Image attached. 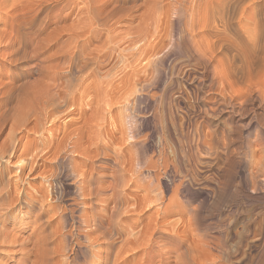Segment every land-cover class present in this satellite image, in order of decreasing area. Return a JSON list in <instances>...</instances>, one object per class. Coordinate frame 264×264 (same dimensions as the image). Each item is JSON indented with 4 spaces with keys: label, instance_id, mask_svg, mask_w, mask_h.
Here are the masks:
<instances>
[{
    "label": "rangeland",
    "instance_id": "374dc122",
    "mask_svg": "<svg viewBox=\"0 0 264 264\" xmlns=\"http://www.w3.org/2000/svg\"><path fill=\"white\" fill-rule=\"evenodd\" d=\"M210 2L43 0L36 3L33 9L24 11H13L9 5L0 8L1 23L3 19L11 18L8 15H17L12 25L14 29L11 31L9 28L11 33L8 32L9 36L0 43V264H81V261L83 264H264V180L263 176L257 182L260 184L249 180L251 177L248 175H252L254 169L249 164V157L244 155L247 147L253 143L255 146L258 139L254 134L258 126L252 117V106L247 105L250 110L242 114L237 108L239 103L235 102L238 110L233 113L230 112L231 107L225 105L221 116L213 114L210 107L214 102L224 103L226 92L218 85L211 89L212 66L196 56L193 48L191 35L198 33V28L200 31L203 28L200 27L203 26L200 19L203 21L207 13L209 17L212 14ZM252 8L253 16L264 15V9L258 11L255 5ZM194 10H199L201 18ZM192 15L194 19H191ZM198 18L199 27H191L192 21H198ZM1 23L0 29H8ZM189 29L193 33L189 34ZM70 54L75 59L74 68L77 71L74 87L70 82V67L64 62ZM45 71L48 76L54 72L52 78L55 76V84L59 85L57 88L66 93L60 92L61 97L55 102L59 105L50 104L48 109L40 108V112L35 97L46 94L50 86L54 87V79L45 77ZM136 74L145 81L137 83ZM67 88H75V93ZM100 90L112 92L115 97L112 104L111 100L96 104ZM88 103H92L93 108ZM257 103L255 107L259 105ZM255 107L258 112L262 111ZM121 113H129L133 117L123 121ZM90 115L92 124L100 123L105 129L101 140L111 141L106 133L113 130L119 137L121 144L114 147L110 143L113 146L111 149H127L131 142L128 136L136 134L142 157L158 153L163 142L171 160L176 159V154L183 150L184 145L188 146V142L184 144L173 131L177 129L189 136L190 125L201 127L204 119L212 127L219 128L218 149L211 155L198 153L200 158L194 165L195 170H189L188 175L181 174L184 177L175 179L176 184L181 183L180 179L186 181L177 191L176 198L180 200L177 210L158 217L160 222L155 234L141 233L142 225H129H133V220L140 216L138 212H129L131 208L133 210V197L146 193L134 184L137 179L131 173L127 175L128 183L118 188L122 196L119 209L124 218L109 225L115 206L109 201L113 191H108V188L112 189L109 184L113 181L110 174L112 163L117 158L115 153L106 150L107 154L112 152L108 155L110 160L95 159L96 169H92L84 155L71 152L72 147L66 146L72 144V129L77 123L81 127L80 132H83L80 146L95 147V141L90 145L87 137L91 132L89 129L88 134L86 130L90 128L91 123H87ZM35 124L41 125L36 132L31 129ZM233 127L234 144L228 146L229 140L223 141L221 132ZM154 128L158 131L152 133ZM169 128L173 136L168 133ZM206 130L203 127V133ZM52 133L58 136L55 140L63 139L61 148L67 147L61 149L64 152L60 150L63 153H57L61 158L59 162L50 153V157L44 156L39 150L43 146L42 140L47 141L49 136L51 139ZM176 138L181 141L177 147ZM196 142L197 139L192 143L195 151ZM34 144L39 146L38 150L27 151ZM207 144L214 148L212 140H208ZM262 150L264 152V148ZM263 152L259 155L262 156ZM68 157H73L72 162L78 166L79 172L89 173L92 184H86L88 197L82 196L78 187L80 177L72 174ZM67 158L69 161H65ZM185 163H188L187 159ZM36 164H40V170H31ZM24 166L25 170H21ZM100 166L106 169L100 170ZM95 177L101 181L98 183ZM97 187L102 191L91 193ZM39 189L48 198L44 200ZM173 194L172 190L165 192V200L168 202ZM71 208H74L73 215L76 214L74 222L70 218L72 212L67 211ZM41 209L44 210L42 217H37ZM154 210L155 207L151 212ZM99 217L103 225L100 229L94 224ZM64 221L67 227L61 228ZM143 221L146 224L149 220L145 218ZM87 233L90 234L85 237ZM130 239L134 241L132 244H128Z\"/></svg>",
    "mask_w": 264,
    "mask_h": 264
},
{
    "label": "bare ground",
    "instance_id": "6f19581e",
    "mask_svg": "<svg viewBox=\"0 0 264 264\" xmlns=\"http://www.w3.org/2000/svg\"><path fill=\"white\" fill-rule=\"evenodd\" d=\"M41 1H43V0H18V1L17 0H15V1L14 0H0V8H2L3 6L9 5L12 8V9L11 8L10 9L13 10V11H19V10H23L24 11V9H27V8L28 9H33V6L36 3L41 2ZM210 1H211L210 4H212V7H211L212 10L210 8L209 9L211 10V13L212 14H210V17H209V16H207L208 15V13H207V15H206L207 18L205 20L203 19V21L200 19V22H203V26H200V27L201 28L203 27V28L201 29V31H200V28H198L199 29L198 33L196 32L195 35H191V38L193 40V45H194L193 48H194L195 54H197L196 56H198L202 60L208 61L206 63H208V64L210 63L211 66H212V73H213V75H212V78H211V81H212V85H211L212 88L211 89H213L214 86H217L218 85V86L221 87V89L224 92H226L225 93V97H224L225 98L224 99V103L219 104L218 102H214L213 103V106L210 107V111L213 112V114H216V116H219V115L221 116L223 114V107L225 105H228L229 107H231V110H230L231 113H233L234 111H236L235 109L238 108L239 111L242 114H246V112H248V110H250V109H247V108H249V107H247V105H251L252 106V111H253L252 112L253 113V116L252 117L255 120L254 123H256V126H258L257 127V130L254 133L256 136L255 135L254 136L257 137L258 139H257V142L255 141L256 142L255 143L256 144L255 146L253 145L254 144L253 143V144H250L247 147V151H246V153L244 155H246L247 157H249V162H250L249 164H252L253 169H254L253 172L250 170L251 173H252V175H248L249 177H251V179H249V180H251L253 183H257L259 181V177L260 176H263V179L262 180H264V156H263L264 155V152L262 150V148H264V15H262L263 13L262 14L259 13L260 16H257V15L253 16L254 15V12H252V10H254V8H252V6L255 5L256 8L258 9V11H261L262 9H264V4H262L264 2V0H217V1L216 0H210ZM210 10H209V12H210ZM189 14H191V13H189ZM198 14H199V12L197 13V17H199ZM255 14H257V13H255ZM193 15L191 16V19L193 18ZM8 16H10L11 18L3 19V22L2 23L0 22L1 24L5 25V26H8V29H6V30L0 29V43H3L5 41V38H7L9 36L8 35V32H10L9 28L11 29V31L14 29L12 25H13L14 22H16L15 19H16L17 15H14V13H13V14L8 15ZM202 17H203V15H202ZM199 18H201V17H199ZM199 18H198V21H196L197 19H195V20L192 21V24H190L191 27H196V26H198L200 24ZM191 19H189V22L191 21ZM189 22H186V24L189 23ZM190 25H188L189 28H190ZM185 27H187V26H185ZM192 29L194 30L195 28H192ZM190 30L191 29H189V32H188L189 34H191V32H192ZM40 49H41V47H40ZM149 57L150 56H148V59H149ZM74 60L75 59L73 58V55H71V54L68 55V56H66L64 58V62L70 67V71L72 73L71 74L72 77L70 76V78H71L70 79V82H71V85L72 86L73 85L75 86V84L73 83V81L76 80L75 79V74L77 73V71H75V68H74ZM148 61L152 63V60L151 61L148 60ZM45 72L46 73L44 75H45V77H47L48 76L47 71H45ZM53 73H52V76H53ZM50 76H48V77H50ZM52 76H51V78H52ZM88 76L90 77L91 75H88ZM88 76L86 77V79L88 78ZM135 77L138 78L137 81H136L137 83H138V81L139 82L145 81V80H142V77L139 74H136ZM54 78H55V76H54ZM54 78H52V79H54ZM56 80H57V78H56ZM83 80L84 79H80V81H83ZM127 80H129V79H127ZM53 82L54 83L52 85L54 87L55 86H56V88H57V86L59 87V85H57V82L55 84V79L53 80ZM129 82H130V80H129ZM72 86H70V87L68 86V87L71 88ZM50 87H51V89H48V91H47L46 94L45 93H43L41 95L39 94L40 95L39 97H35L36 100H38V101H36V100L35 101L38 102L37 104L40 105V107H37L39 110H40V108H41V110L48 109L47 107H49L50 104L55 105V102L57 101V99L59 97H61L60 96L61 95L60 94L61 91L58 88H57L58 89L57 90L56 88L54 89V87L52 88V86H50ZM74 89L73 88L71 89L72 92H73V94L75 93L74 91L76 90V89L75 90ZM64 90H66V89H64ZM71 90H69V91H71ZM100 92H101V90L98 92V94L96 96V101H95L96 104L99 105L101 102L110 101V100H111L110 101L111 102L110 104H112L113 98H115L114 96H112V94H111L112 92H109L107 90H103L101 93ZM103 92H105V93L102 94ZM61 93L62 94L63 93L65 94L66 92H61ZM105 97H108V98H106V100H105ZM254 97H256V98H254ZM72 99H74V96H73ZM235 102L239 103V105L237 104L239 107L236 106ZM255 102H258L259 103V105L257 103L258 106H256V107H255ZM59 103H61V102H59ZM57 105H59V104H56L55 106H57ZM88 105H90L92 107V103H88ZM235 107H237V108H235ZM254 107L255 108L258 107V109H261L262 111L261 112L260 111L258 112L257 110L254 109ZM41 110H40V112H41ZM239 111H238V113H239ZM86 114H87V112H86ZM91 115H92V113H91ZM91 115H90V120L87 119L89 117L86 118L87 121H88L87 123H89V124L91 123L90 126L85 125L86 127L88 126L90 128L87 127L88 129H86V127L84 126V128L88 131V134H89V129H91L90 130L91 132H90L89 136H87L88 134L85 133V131H84V133L87 134L86 135L87 137H89V140L88 141H90L89 142L90 145H92L93 142L95 141L94 143L96 144L95 145L96 148L95 147L94 148H90L89 145L86 148H83V147L80 146L81 145L80 142L82 140V136H83L82 133L83 132L82 133L80 132V128L81 127L77 126V123H76V127L74 128V130L72 129V131L74 133V134H72L73 135V138L71 137L72 138V142H71L72 144H66V146L69 145L70 148L72 147V151L71 152H75V153L78 152L79 154L84 155L86 157L87 161H88L87 164L89 163V167H91L92 169H96V168H94V166H96V165H94L95 159H99L100 158L99 160H101V159L110 160V158L108 157V155H110L112 152L115 153L114 155L117 158L112 163V166H111L112 173L110 174V175H112L113 181L111 182V184H109V186L112 189H109L108 188V191L109 190L110 191L111 190L113 191L111 197H109V199H110L109 201L113 202L115 204V206H114V209H113V211H112V213L110 215L112 221L109 222V225L110 224L112 225V223L115 220H117V219L120 220L123 217L122 216L123 213H121V211L119 209V203H120V200L122 199V196H121V193H119L118 188L122 184L125 185V184L128 183V177H127V175L129 173H131L137 179V180L135 179L136 181H133L134 184L138 188H140L141 190H145L146 193L144 195H140V196L137 194V195H135L133 197L134 198V201H135L134 204H132L133 205V210L131 208L129 210V212H132V211L133 212H138V213H140V216L138 218H136L135 220H133V222H132L133 225H131V224H129V225L132 226V227L134 225H137V227L142 225V229L140 230L141 233H145V234L150 235V232H151V235H152L154 233L155 229H156V226L159 225V222L160 221H159L158 217H162L163 214L164 215L169 214V212L171 213V211L173 209H176L177 208L178 201H180V200H178V198H176V195L178 193L177 191L180 189L181 186H184L185 185L184 183L186 181L185 182L183 181L184 182L183 183L182 182V179H180L179 182H181V183L176 184L175 183V179L177 177L178 178L184 177L181 174L188 175L189 170L190 171L191 170H195L194 165L198 162V159L200 158L199 155H198V153L205 154V155H209V154L211 155L215 149H218L219 146L217 145V141H218L217 139H218V136H219V128L217 126L212 127L213 125H211V123H209L206 119H204L203 122H202L201 127L200 126L199 127L198 126H194L192 124L190 125L191 126V132H190L191 135H189V136H187L183 132L182 133L178 132V130L176 129L175 132L173 131V133L174 134L175 133L178 134L180 136L179 137V140H182L184 142V144H185V141H187L188 142V146L186 147V145H184L185 147H183V150L181 152H178L176 154V159L171 160V157L169 156V153H168V150H167V145L165 143H163V142H161V144H160L161 145V148H159L160 150L158 151V153H153L152 155H148V156L142 157L141 153H143V152L142 151L140 152V148L138 146L139 145V141L136 140V136L137 135L134 133V131H133V133L135 135L131 134V136H128L129 137L128 140L130 139L131 142H129L130 144H129V146H128L127 149L125 147H124L125 149L122 148V150H120V151H116L114 149H111L113 146L116 147L115 145L120 143L119 142V140H120L119 137L116 135V133H115L114 130H113L114 132L113 131H109L108 130L109 128H107V131H109V132L106 133V135L108 134L110 136L111 141L104 142L103 141L104 139L101 140V135H103V132L105 131V129L102 128V126H100L101 125L100 123H98V125L92 124L93 118H91L92 117ZM120 115L122 116V119L124 118L123 121H125V120L128 121L127 119H130L131 117H133L129 113L128 114H126V113L125 114L124 113L122 114L121 113ZM121 116H120V118H121ZM242 116L243 115H241V117ZM244 116H246V115H244ZM118 120H120V119H118ZM230 120H231V116H229V118H228V121H230ZM243 120H245V119H243ZM37 122H35V123H37ZM129 122H130V120H129ZM38 123L41 124L42 122H38ZM250 124H252L251 121H250ZM250 124H248V126ZM40 127H41V125L35 124L34 127H31V129L35 131V130H39L38 128H40ZM67 127H68V125H67ZM203 127H206L207 128V130H206L207 132L204 131L205 133H203ZM84 128H82V129H84ZM240 130H241V128H240ZM157 131H158V129L157 128H154L153 131H152V133H155ZM70 132H69V134H70ZM233 132H234V127L231 128V130L228 129V130H224V131L221 132L223 134V137H224V140L223 141H225V139H228L229 140L228 141V144H226L228 146L231 145L234 142V139L235 138L234 139L232 138ZM168 133L171 136H173L172 135V129L169 128ZM252 133L253 132L251 131V135H252ZM50 134H51V132H50ZM53 134H55V133H52L51 139H50V136H49V138H48L47 141H45L44 139L42 140L43 141V146H42V149H39V150L42 151V154H44V156H45V154L47 156L50 153L51 156L52 155L54 156L52 158H54L56 160V162H59L61 158L59 157V155L57 153L61 149H63V148L64 149L65 148L67 149L68 146L67 147L64 146L63 148H61L62 147V140L63 139L62 140L61 139L60 140H55L58 136L55 137ZM195 134H197V135H195ZM66 135H67V133H66ZM195 136H196V139H197L196 147H195L196 148V151L192 147L193 141L196 140L195 139ZM215 137H216V139H215ZM172 138H174V137H172ZM245 138H246V136H245ZM98 139H99L98 142H100V143L96 142ZM250 139H251V137H250ZM123 140L124 139H122V141ZM174 140H176V145L175 146L176 147L177 146H180L181 141H177V138L174 139ZM208 140H212L215 143L214 144V148H211L209 146V144H207V141ZM245 141H246V139H245ZM68 142H69V140H68ZM29 143H31V142H29ZM110 143L113 146H110ZM246 144L247 143L245 142V145ZM242 145H243V143H242ZM142 146H143V144H142ZM38 147L39 146H36V144H34L32 146L33 149L31 148V149H29L27 151L38 150ZM108 149H109V151H112V152L107 154V151L106 150H108ZM115 149H117V148H115ZM119 149L120 148H118L117 150H119ZM103 150H105L106 152L105 151L103 152ZM61 151L64 152V150H61ZM61 151H60V154L63 153ZM260 151L263 152L262 153V156L259 155V153H261ZM128 153H130V154H128ZM33 155H34V152H33ZM40 156L41 157H44L42 155H40ZM70 156H72V155H70ZM187 156H188V158H187ZM110 157H112V156H110ZM242 157H244V156H242ZM68 158L65 161H67ZM42 159H45V158H42ZM186 159L188 161L187 164L185 163L186 162ZM55 160H54V162H55ZM72 160H73V157L70 159V162H69V164L71 165V168L70 169H72V174L73 173H76L78 175V177H80V179H78L79 180L78 187L80 189V192H81L82 196L88 197L86 193H88L89 191L87 190L88 187L86 186V184H88V183H90V185L92 184V180L88 178V174L89 173H87V172H79L78 171L79 169H77L78 166L76 165L77 166L76 167L75 166V162H72ZM244 160H246V158ZM36 161L37 160H35V162ZM47 161H51V160L50 159L48 160V158H47ZM74 161H75V159H74ZM246 162H248V161H246ZM65 163L68 164L67 162H64L63 164H65ZM33 165H34V163H33ZM33 165L31 167V170H40V164H36L35 166H33ZM47 165H49V163ZM60 168H62V167L60 166ZM250 168H252V167H250ZM99 169L100 170H105L106 168L104 166H100ZM99 169H97V170H99ZM21 170H25V166L23 168H21ZM63 170H64V167H63ZM69 173H71V172H69ZM73 175H75V174H73ZM45 176L46 175H44V177ZM69 176H70V174H69ZM95 179L98 180V183L101 181V179L99 180V178H97V177H95ZM246 180H247V177H246ZM260 180H261V178H260ZM245 183H247V182H245ZM257 184H260V183H257ZM94 190L95 191H92L91 193H94V194L97 193L98 194L99 192L102 191V189H99V187H97ZM125 190H127V188ZM170 190H172L174 194L172 195V197L168 198V202H167L165 200L164 194H165V192L168 193ZM85 191H86V193H85ZM128 191H129V189H128ZM156 191H159V193L157 192V194L153 195V193L156 192ZM38 192L41 195V192H43V191L41 189H39ZM43 194H44V192L41 195L42 197H44V195H45V194L44 195ZM81 194H79V195H81ZM45 196H47V195H45ZM46 198H48V197H44V200ZM33 199H34V197H33ZM35 200H38V199L36 198ZM29 205H31V203H29ZM58 205H55V207L58 206ZM43 206L44 207H47L46 204H45V202H43ZM156 206H157V208H156ZM49 207H51V206H49ZM154 207H155V210L153 212H151V210ZM48 208H46V209H48ZM61 210H63V209H61ZM73 210H74V208H73ZM73 210L71 208L70 210H67V211L68 212H70V211L72 212V215H70V218L72 217V221L74 222L75 221L76 214L73 215ZM43 211L41 209L36 216L37 217H42L41 215L43 214ZM58 211H59V208H58ZM67 211H65V212H67ZM148 212H150V213H148ZM147 213H148V215H147ZM145 215H147V216L144 217ZM62 216H64V214ZM145 218H147L149 220L148 223H146V224H145V221H143ZM58 219H59V217H58ZM65 220H68V219L66 218ZM82 220H84V219H82ZM130 220H132V219H130ZM101 221L102 220L99 217L97 219V222L94 223V224L97 225V228L98 229H100V228L103 227ZM84 222H86V221H84ZM65 223H66V221H64V223L62 224V227L61 228H64L66 226ZM87 223L88 222H86V224ZM82 224H84V223H81V225ZM60 226L61 225L59 224L58 227H60ZM88 227H90V225H88ZM73 228H75V227H73ZM94 228H96V227H94ZM70 229H72V228H70ZM85 230L87 231V229H85ZM53 231H54V229H53ZM79 233H80V231H79ZM93 233H94V231H93ZM70 234H72V233L70 232ZM89 234L88 233L85 234V237H88ZM142 235H144V234H142ZM92 239H93V237L90 240H92ZM136 241H137V239L135 240V242ZM150 241H153V239L150 238ZM133 242L134 241L132 239H130L128 241V244H132ZM92 243H93V241H92ZM121 251H122V249H121ZM121 251H120V254H121ZM75 254L77 255V253H75ZM117 258L120 259L118 256H117ZM81 264H83L82 261H81ZM91 264H94V263L92 262Z\"/></svg>",
    "mask_w": 264,
    "mask_h": 264
}]
</instances>
